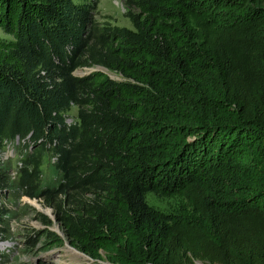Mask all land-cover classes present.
Instances as JSON below:
<instances>
[{"label": "trees", "instance_id": "trees-1", "mask_svg": "<svg viewBox=\"0 0 264 264\" xmlns=\"http://www.w3.org/2000/svg\"><path fill=\"white\" fill-rule=\"evenodd\" d=\"M99 2L0 0V238L27 196L90 264H264V0Z\"/></svg>", "mask_w": 264, "mask_h": 264}, {"label": "rangeland", "instance_id": "rangeland-1", "mask_svg": "<svg viewBox=\"0 0 264 264\" xmlns=\"http://www.w3.org/2000/svg\"><path fill=\"white\" fill-rule=\"evenodd\" d=\"M80 2L82 0H73ZM97 18L102 22H112L120 26L132 27L131 20L126 16L125 0H99ZM5 37L4 33L0 31V37ZM88 70L79 69L76 71L77 75H84ZM111 75L117 77L115 74ZM77 108H73L71 114H76ZM72 120V118L70 119ZM10 151H13L12 153ZM6 155L12 158V164H16V152L11 147L6 148L4 151V157ZM8 158V157H7ZM149 202L152 203L153 199H157L154 193L147 195ZM30 198L24 196L20 199L19 205L31 204ZM159 203V200H155ZM42 203V201H41ZM161 206L166 207L167 203H160ZM10 207L12 205L10 204ZM31 208L30 213L21 219H12L11 226L13 234L10 238H0V264H90L91 260L85 258L81 254L71 251L66 243L60 247L43 248L42 241L38 242L36 246H32L29 241V235L35 236L36 231H43L46 226L36 219L38 214L48 215L44 211H40L36 206ZM46 207V205H45ZM47 208V207H46ZM51 208V207H48ZM34 209V210H33ZM55 215V214H54ZM53 220V219H52ZM54 221V220H53ZM58 223L54 221L51 226L52 229L56 227ZM61 229V228H60ZM195 264H208L201 259H195ZM219 264V263H217Z\"/></svg>", "mask_w": 264, "mask_h": 264}, {"label": "water", "instance_id": "water-1", "mask_svg": "<svg viewBox=\"0 0 264 264\" xmlns=\"http://www.w3.org/2000/svg\"><path fill=\"white\" fill-rule=\"evenodd\" d=\"M86 70H88L84 75H87L89 73H91L92 71H96V70H102L103 71V67L102 66H96V67H91V68H85ZM113 77V76H112ZM38 200V199H37ZM51 210V213L53 214V216L51 214H49L52 219L54 221H56V217L54 215V211L52 208H50ZM58 227H55L53 230H55L56 232H58L61 236H63V233L61 232V229H60V224H57ZM68 244L70 245V243L68 242ZM66 245H67V242H66ZM72 248H74L75 250H77L78 252L82 253V255H84L86 258H88L89 260L93 261L94 259H92L89 255H87L86 253L84 252H81L80 250H78L77 248H75L74 246L70 245ZM106 264H109V263H106Z\"/></svg>", "mask_w": 264, "mask_h": 264}, {"label": "bare ground", "instance_id": "bare-ground-1", "mask_svg": "<svg viewBox=\"0 0 264 264\" xmlns=\"http://www.w3.org/2000/svg\"><path fill=\"white\" fill-rule=\"evenodd\" d=\"M31 199V198H30ZM30 203H32V205L33 206H36L40 211H44V212H47V213H49V214H51L52 216H53V214L51 213V210H50V208H46L39 200H37V199H31L30 200ZM54 217V216H53ZM56 227H58L57 225H56ZM62 232V231H61ZM67 246H68V248L71 250V251H73L74 253H77V254H81L82 255V253H80V252H78L77 250H75L74 248H72L69 244H68V242H67ZM82 256H84V255H82ZM85 257V256H84ZM86 258V257H85Z\"/></svg>", "mask_w": 264, "mask_h": 264}, {"label": "built area", "instance_id": "built-area-1", "mask_svg": "<svg viewBox=\"0 0 264 264\" xmlns=\"http://www.w3.org/2000/svg\"><path fill=\"white\" fill-rule=\"evenodd\" d=\"M10 148V147H9ZM11 153L13 152V151H10ZM7 157H9L8 155H6V157H4V158H7Z\"/></svg>", "mask_w": 264, "mask_h": 264}]
</instances>
